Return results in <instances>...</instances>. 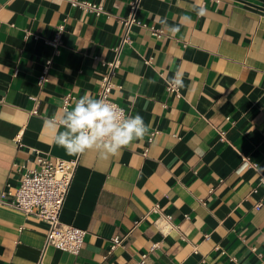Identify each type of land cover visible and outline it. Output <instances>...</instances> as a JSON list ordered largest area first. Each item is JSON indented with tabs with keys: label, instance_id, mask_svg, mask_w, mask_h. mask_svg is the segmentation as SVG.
<instances>
[{
	"label": "crops",
	"instance_id": "crops-1",
	"mask_svg": "<svg viewBox=\"0 0 264 264\" xmlns=\"http://www.w3.org/2000/svg\"><path fill=\"white\" fill-rule=\"evenodd\" d=\"M80 1L104 13L69 0H0V195L36 166V151L76 160L59 219L86 231L74 255L46 245L45 221L1 205L0 264H264V3L142 0L137 20L162 34L133 26L121 46L132 0ZM194 3L203 17L187 10ZM181 15L192 22L172 36L160 18L172 25ZM61 26L55 50L47 41ZM117 56L110 99L150 132L116 157L69 155L46 121L59 123L66 96L68 110L85 93L98 98ZM177 71L180 97L166 83ZM160 215L177 228L163 235Z\"/></svg>",
	"mask_w": 264,
	"mask_h": 264
},
{
	"label": "built area",
	"instance_id": "built-area-1",
	"mask_svg": "<svg viewBox=\"0 0 264 264\" xmlns=\"http://www.w3.org/2000/svg\"><path fill=\"white\" fill-rule=\"evenodd\" d=\"M69 1L73 6L80 8L84 12L92 13L97 16L104 13V8L101 5L80 0ZM141 1L142 0H132L130 2L128 16L124 19H119L120 23L124 26V35L121 46L126 43H131L130 31L133 26H140L148 29L153 35L158 37L162 34V31L153 27H148L146 24L137 20L136 13L140 8ZM62 31L63 26L59 27L57 33L51 40L47 41V44L55 50H57L62 43ZM116 50L119 52L120 48ZM119 64L120 61L118 56L109 64L110 70L101 80L97 99L103 98L110 103L118 105L110 99V94L114 88V84L112 83L114 70L119 67ZM51 65L52 59H48L37 80V84L40 87L48 81ZM167 90L174 93L177 97H180L179 89L168 85ZM71 100H73L71 96L64 97L63 109H69ZM125 113L128 114L126 110ZM220 134L221 140L224 141V133L221 132ZM243 163L251 164L247 157L243 158ZM76 167V160L52 159L49 155L36 151V166L34 168L24 169L25 171H23L20 176L19 186L14 192L5 191L0 195V206H9L23 215L34 216L48 224V232L46 236L47 246H54L57 249L74 255L79 254L81 251L84 245L86 231L75 226L61 223L59 216L67 197ZM16 168L20 171V168L23 169L24 167ZM260 180L261 182H264V176H261ZM261 206L262 204L259 203L256 205V208ZM154 210L160 212L158 207H155ZM155 224L163 235L167 234L170 230L177 228L173 224L171 216L160 215L159 219L155 221ZM112 243V249H114L121 243V239L119 237H114Z\"/></svg>",
	"mask_w": 264,
	"mask_h": 264
},
{
	"label": "clouds",
	"instance_id": "clouds-1",
	"mask_svg": "<svg viewBox=\"0 0 264 264\" xmlns=\"http://www.w3.org/2000/svg\"><path fill=\"white\" fill-rule=\"evenodd\" d=\"M187 10L195 12L198 17H203L207 12L202 3L189 5ZM191 22L189 15H181L180 22L172 25L168 24L166 18H160V23L172 36L179 33L185 23ZM166 83L177 89L185 87L179 71ZM46 124L57 129L55 143L64 148L67 154L79 155L93 150L101 159L120 155L122 149L133 140H143L151 128V124H145L139 113L126 114L118 105L103 98L97 99L90 93L76 100L71 110L64 109L59 123L53 117ZM59 128H63V131H59Z\"/></svg>",
	"mask_w": 264,
	"mask_h": 264
},
{
	"label": "water",
	"instance_id": "water-1",
	"mask_svg": "<svg viewBox=\"0 0 264 264\" xmlns=\"http://www.w3.org/2000/svg\"><path fill=\"white\" fill-rule=\"evenodd\" d=\"M258 1H261V2H263V3H264V0H258Z\"/></svg>",
	"mask_w": 264,
	"mask_h": 264
}]
</instances>
